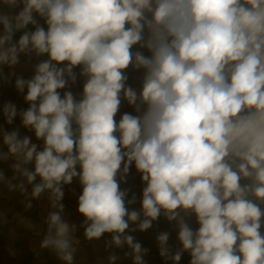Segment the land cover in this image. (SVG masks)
Listing matches in <instances>:
<instances>
[{
    "label": "clouds",
    "instance_id": "obj_1",
    "mask_svg": "<svg viewBox=\"0 0 264 264\" xmlns=\"http://www.w3.org/2000/svg\"><path fill=\"white\" fill-rule=\"evenodd\" d=\"M21 56L38 60L30 78ZM13 76L28 106L0 102L13 173L0 167V229L6 188L25 212L47 199L45 228L17 216L60 264H77L81 229L94 245L110 236L107 264L125 248L147 264L132 233L161 217L177 242L156 234L165 264H264V0H0V86ZM133 166L139 209L121 187ZM74 182L79 224L65 212Z\"/></svg>",
    "mask_w": 264,
    "mask_h": 264
},
{
    "label": "crops",
    "instance_id": "obj_2",
    "mask_svg": "<svg viewBox=\"0 0 264 264\" xmlns=\"http://www.w3.org/2000/svg\"><path fill=\"white\" fill-rule=\"evenodd\" d=\"M47 57H41L40 59H46ZM38 60L36 58L29 59L28 57L21 56V64L15 68V73L17 75H22L24 78H30L33 75V66L37 63ZM78 71V70H77ZM5 74L9 72L7 67L4 68ZM129 77L128 83L139 90L141 87V77L142 74L140 72L133 71L129 69L127 72ZM12 84H4L0 86V102L12 101L15 103L18 108H27V104L23 100V95L18 94L14 87L15 76L12 77ZM82 89V81H78V83L73 86L72 91L79 93ZM128 111H133L126 103L122 104L121 113ZM119 120V114L116 117ZM0 123H3L0 120ZM20 125V119L17 117L14 125L8 126L4 125L9 131L13 128H16ZM22 135H31L33 136V141H35L34 134L29 132L26 129H20ZM40 143V142H37ZM7 151L6 147L3 149ZM4 163L0 165L3 167L7 176L11 177L13 175L11 169L9 168V164ZM122 188H130V196L132 193H135L137 197V202L134 205H130L136 209L140 208V201L138 197L142 194V189L144 185L140 181L139 174L136 173L135 168L133 166L129 176L127 184H122ZM66 195L64 198L65 203V212L67 218L76 222L80 215L77 213V197L80 193V186L78 183H73V185L67 187L65 189ZM23 198L19 193H8L7 189H4L3 196V207L7 216L8 223H6L2 229H0V264H60V262L55 257L53 261H50L46 256L42 257L40 260H35L31 257L25 256L21 248L24 244L25 235L32 230H27L19 221L17 213L22 214L23 216L31 219L34 223L38 224L41 229L45 228L46 225L43 223V218L46 217L48 211V201L45 197H42L38 201H34V207L31 211L25 212L23 204L21 200ZM195 226V225H194ZM161 231H169L171 233L170 243L175 245L176 242V232L173 229V226L170 225L163 217L159 220L158 223L154 224L153 229L148 230L147 232H135L132 233L138 241L142 243V245L148 249H150L149 254L145 257L147 264H165V261L159 256L158 246L155 240L156 234ZM110 239V236L106 234L104 239L98 241L93 246L90 253H77V264H107V255L108 252L104 249V240ZM120 256V260L117 261V264H132L130 258L124 257V252L128 251L127 248L123 250H115ZM189 257L185 254L181 264H188ZM170 264V262H168Z\"/></svg>",
    "mask_w": 264,
    "mask_h": 264
},
{
    "label": "built area",
    "instance_id": "obj_3",
    "mask_svg": "<svg viewBox=\"0 0 264 264\" xmlns=\"http://www.w3.org/2000/svg\"><path fill=\"white\" fill-rule=\"evenodd\" d=\"M122 187V186H121ZM141 195L138 197V200L140 201ZM82 221V217L76 221L77 224H79ZM80 244L78 246V253H90L94 244L89 243L83 239L82 236V229L80 232L77 233ZM42 236L36 234L34 231H29L25 237H24V244L21 248L22 253L27 256L31 257L35 260H40L42 257L46 256L50 261H53L55 258V255H53L51 252H48L46 250H41L39 247V243Z\"/></svg>",
    "mask_w": 264,
    "mask_h": 264
}]
</instances>
